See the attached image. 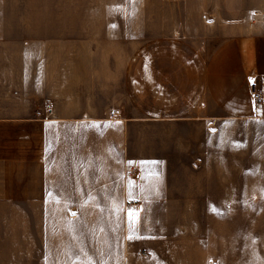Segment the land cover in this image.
Segmentation results:
<instances>
[{"label": "rangeland", "instance_id": "374dc122", "mask_svg": "<svg viewBox=\"0 0 264 264\" xmlns=\"http://www.w3.org/2000/svg\"><path fill=\"white\" fill-rule=\"evenodd\" d=\"M176 1L105 0L116 4L104 14L117 12L123 30ZM148 38L105 40L104 55L83 57L104 81L106 114L131 122L120 195L16 200L1 220L0 264H264V119L234 120L225 133L167 118L165 96L207 57L188 54V41Z\"/></svg>", "mask_w": 264, "mask_h": 264}, {"label": "crops", "instance_id": "0c3cea01", "mask_svg": "<svg viewBox=\"0 0 264 264\" xmlns=\"http://www.w3.org/2000/svg\"><path fill=\"white\" fill-rule=\"evenodd\" d=\"M115 4L0 0V224L16 200L120 195L131 122L106 114L104 81L83 59L104 55L105 40L171 38L207 57L165 96L167 118L219 122L225 133L234 120L264 119L252 96L257 89L264 99V0H177L175 11L146 12L143 23L130 17L123 30L117 12L104 14ZM48 102L51 114L39 117ZM13 184L33 187L14 193ZM4 249L0 239V257Z\"/></svg>", "mask_w": 264, "mask_h": 264}, {"label": "built area", "instance_id": "2783aa9c", "mask_svg": "<svg viewBox=\"0 0 264 264\" xmlns=\"http://www.w3.org/2000/svg\"><path fill=\"white\" fill-rule=\"evenodd\" d=\"M253 108H254V113L257 117H262L264 116V99L262 92L254 89L253 93ZM49 114H51L53 110V105L51 103L46 104V109H45ZM37 114H41L40 110L36 111ZM135 202H137V199H134Z\"/></svg>", "mask_w": 264, "mask_h": 264}]
</instances>
